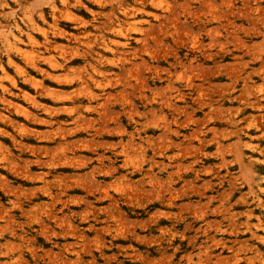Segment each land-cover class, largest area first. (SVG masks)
Returning <instances> with one entry per match:
<instances>
[{
	"label": "rangeland",
	"instance_id": "obj_1",
	"mask_svg": "<svg viewBox=\"0 0 264 264\" xmlns=\"http://www.w3.org/2000/svg\"><path fill=\"white\" fill-rule=\"evenodd\" d=\"M0 25V264H264V0H0Z\"/></svg>",
	"mask_w": 264,
	"mask_h": 264
},
{
	"label": "bare ground",
	"instance_id": "obj_2",
	"mask_svg": "<svg viewBox=\"0 0 264 264\" xmlns=\"http://www.w3.org/2000/svg\"><path fill=\"white\" fill-rule=\"evenodd\" d=\"M65 1V0H64ZM126 1V0H125ZM19 3V2H18ZM53 8H54V5L52 6ZM84 7H86V6H84ZM41 15H42V13H41ZM13 25H14V28L18 31V32H23L22 30H23V27H22V25L19 23V21L18 20H14L13 21ZM5 25V24H4ZM3 25V26H4ZM36 25V24H35ZM1 26V25H0ZM9 26V25H8ZM2 29V28H1ZM62 33V32H61ZM25 35V34H24ZM17 37V35H13V37ZM12 36H10V34L9 33H5V37H4V40H3V42H4V45L6 46V49L8 50L9 48H11L12 46H13V44H14V42L11 40V38H13ZM30 38V37H29ZM14 39V38H13ZM31 39H32V37H31ZM137 39V38H136ZM33 40V39H32ZM35 41V40H34ZM36 42V41H35ZM128 42V41H127ZM55 46V45H54ZM54 46H52L53 48H54ZM99 46V45H98ZM105 46V45H104ZM107 46V45H106ZM109 46V45H108ZM146 46V50H147V52L149 53V54H151V52H152V46H151V44H147V45H145ZM108 48V47H107ZM143 48V47H142ZM141 48V49H142ZM104 49V48H103ZM141 49H140V51H141ZM144 49V48H143ZM21 50V49H20ZM93 50V49H92ZM19 51V50H18ZM110 51V50H109ZM112 51V50H111ZM145 51V50H144ZM8 52V51H7ZM139 52V51H138ZM142 52H143V50H142ZM94 53V52H93ZM96 53V52H95ZM99 54V53H98ZM93 55H90V58H89V61H91V62H94L95 61V59L97 58H94L93 59V57H92ZM154 58V57H153ZM7 59V58H6ZM31 60V59H30ZM33 60V59H32ZM141 61H142V59H141ZM90 62V63H91ZM50 63V62H49ZM56 63V62H55ZM30 66H31V69L34 71V72H37V73H41V74H43V75H45L46 73H47V71L41 66V65H39L37 62H34V61H31L30 62V64H29ZM136 66V64L135 63H131V68H133V67H135ZM138 66V65H137ZM146 66H147V69H148V71H150V72H152L153 71V68H154V65H153V63H151V62H146ZM0 68H1V70L2 69H4L3 68V64H2V62L0 61ZM54 68V67H53ZM137 68V67H136ZM133 71H134V69H132ZM131 69L129 70V68L127 67V66H121V67H119V69L117 70V69H114L113 67H108V68H105V67H97V68H95V72L96 73H98V74H104V75H116L117 77H121L123 74H125V71H126V73L127 72H131L132 71ZM146 70V69H145ZM144 70V71H145ZM156 70V69H155ZM117 71V72H116ZM157 72V71H156ZM22 73V72H21ZM135 73V72H134ZM49 74H51V73H49ZM57 74H59V73H57ZM57 74H55V75H57ZM137 74V72L135 73V75ZM55 75H53L51 78H52V80H55V81H58L59 79H58V77H56ZM63 75V74H62ZM127 75H129V74H127ZM133 75V74H132ZM55 76V77H54ZM115 76V77H116ZM152 76V75H151ZM150 76V77H151ZM82 77V76H81ZM113 77V76H112ZM83 78V77H82ZM82 78H80V79H82ZM109 78V77H108ZM135 78V77H134ZM105 79H107L106 77H105ZM143 79V78H142ZM82 80H84L85 81V83L87 82V80L84 78V79H82ZM115 80H117V79H115ZM22 81L25 83V84H28V85H32V84H34V86L35 85H37V84H35L36 82H35V80H34V76H32V74H31V72H29V71H25L24 70V72H23V76H22ZM63 81V80H62ZM67 81V80H66ZM108 81V80H107ZM118 81V80H117ZM35 82V83H34ZM83 82V81H82ZM37 83H38V81H37ZM64 83H67V82H64ZM122 83V82H121ZM139 83V82H138ZM140 84V83H139ZM39 85V84H38ZM83 84H81L80 86H82ZM98 85H99V83H98ZM104 85V84H103ZM123 85V84H122ZM128 85V84H127ZM84 86V85H83ZM128 87L130 88V85H128ZM43 88V87H42ZM44 88H46V87H44ZM48 88V87H47ZM82 88V87H81ZM120 88V85H119V83L115 86V88L113 87L111 90H109V91H107V90H105V89H101L102 90V92L100 93V94H97L96 96L97 97H99V98H101L102 100H108L111 96H112V93H113V91H115V92H120L121 91V89H122V87H121V89H119ZM124 88V87H123ZM40 89V88H39ZM3 90L7 93V92H9L10 94H12L13 95V91H11L10 89H7V88H3ZM51 91V90H50ZM85 91V90H84ZM49 93V92H48ZM87 93V92H86ZM84 94H85V92H84ZM83 94V95H84ZM114 94V93H113ZM50 95V94H49ZM87 95V94H86ZM95 95H94V93H90L89 95H87V98H88V100H90L91 98H93ZM112 97H114V96H112ZM96 98V97H95ZM5 101V100H4ZM75 101H77V98H75ZM101 101V100H100ZM6 102V101H5ZM117 102V101H116ZM258 102V101H257ZM254 103H252V105H253ZM258 105V104H257ZM91 106V105H90ZM99 106V105H98ZM256 106V105H255ZM106 108V107H105ZM260 108V107H259ZM88 109V108H87ZM97 110V109H96ZM98 111V110H97ZM99 111H102V108L99 110ZM46 112V111H45ZM48 112V111H47ZM98 114L99 115H101V112H98ZM1 115V114H0ZM80 113H79V118H80ZM35 117V116H34ZM75 118V117H74ZM105 118V117H104ZM89 119L90 120H93V118L92 117H88V116H84V118H82V120H84V122L83 123H86L87 121H89ZM79 119H77V121H78ZM80 120H81V118H80ZM79 120V121H80ZM49 121V120H48ZM47 121V122H48ZM94 121V120H93ZM101 121H102V119H101ZM46 123V122H45ZM75 123V122H74ZM76 124V123H75ZM79 124H81V123H79ZM89 124V123H88ZM82 125V124H81ZM85 125H87V123L85 124ZM116 125V124H115ZM77 126V125H76ZM84 126V125H83ZM118 126H120V125H118ZM117 125H116V127H114L115 129H113V132H115V135H120L121 134V131H122V129L120 130V128H122V127H118ZM77 127H79V126H77ZM95 127V126H94ZM98 127V126H97ZM110 127V126H109ZM84 128V127H83ZM82 128V129H83ZM104 128V127H103ZM106 128V127H105ZM93 129V128H92ZM95 129V128H94ZM98 129V128H97ZM107 129V128H106ZM101 130H102V128H101ZM34 132V131H33ZM87 133V132H86ZM103 133V132H102ZM109 133V132H108ZM107 133V134H108ZM245 134V133H244ZM264 134V133H263ZM35 137V136H34ZM250 137H251V135H250ZM252 138V137H251ZM13 140H15V139H13ZM64 141H66V140H64ZM92 142V141H91ZM101 142V141H100ZM93 143V142H92ZM101 144V143H100ZM59 145H61L62 146V143L61 144H59ZM64 145V144H63ZM87 145V144H86ZM61 146H59V148L61 147ZM250 146V145H249ZM93 147V146H92ZM55 148V147H54ZM54 150V149H53ZM94 152V151H93ZM55 154V153H54ZM50 157V156H49ZM49 157H48V159H49ZM57 157V156H56ZM105 157V154H99L98 155V159H103ZM58 158V157H57ZM56 158V159H57ZM65 158V157H64ZM63 158V159H64ZM34 159V158H33ZM52 159V158H51ZM54 159V158H53ZM55 159V160H56ZM32 160V159H31ZM47 160V159H46ZM60 160V159H59ZM70 160V159H69ZM68 160V161H69ZM72 160V159H71ZM30 161V160H29ZM36 161V160H35ZM77 161V160H76ZM75 161V162H76ZM82 161V160H81ZM96 161H97V159H96ZM260 161V160H259ZM263 161V160H262ZM51 162V161H50ZM56 162V161H55ZM72 162V161H71ZM99 162V161H98ZM30 163V162H29ZM34 163H36V162H34ZM47 163H48V161H47ZM53 163V162H52ZM58 163V162H57ZM77 163H78V161H77ZM82 163V162H81ZM42 164H43V162H42ZM45 164V163H44ZM63 164V163H62ZM48 165V164H47ZM59 165V164H58ZM68 166L70 165V164H67ZM64 166H65V164H64ZM54 167V166H53ZM113 167V166H112ZM100 168V167H99ZM24 171H27V170H24ZM101 171V170H100ZM15 172V171H14ZM103 172V171H102ZM107 172V171H106ZM109 172V171H108ZM17 173H20V172H17ZM41 173V172H40ZM39 173V175H41L42 176V173L40 174ZM48 173V172H47ZM104 173V172H103ZM21 174H24V173H22L21 172ZM20 174V175H21ZM44 175V174H43ZM22 176H24V175H22ZM26 176V178H29V179H33L34 178V180H37V179H35V178H37V177H33L34 175H33V173L31 172H28V176H27V174L25 175ZM25 176H24V178H25ZM40 176V177H41ZM18 177V176H17ZM25 178V179H26ZM45 179V178H44ZM264 181V179L260 176V182L257 184V189L259 190V191H257V192H261V193H264V186L262 185V182ZM75 185V184H74ZM88 185V184H87ZM80 186V185H79ZM82 186V185H81ZM8 187V186H7ZM85 187V186H84ZM9 188V187H8ZM14 188V187H13ZM13 188H12V190H13ZM86 188H88V187H86ZM85 188V189H86ZM6 189V188H5ZM18 189V188H17ZM87 190V189H86ZM89 190H91V189H89ZM5 191V193L6 194H8V193H10V191H11V189L9 188V189H6V190H4ZM18 191V190H17ZM50 192V191H49ZM256 193V192H255ZM13 194V193H12ZM16 194V193H15ZM49 195V194H48ZM259 193H256L255 194V197H256V199L254 200L255 201V203H257V204H259V206H261V208L262 207H264V201H262L260 198H259ZM254 199V198H253ZM169 203V202H168ZM171 204L173 205L174 204V202H170V206H171ZM140 205H144V203H142V204H140ZM19 206V205H18ZM252 207L253 206H251L248 210H247V212H245L246 213V215L248 216V218L251 216V215H254V210L252 209ZM18 208V207H17ZM21 208H22V205H21ZM157 213V212H156ZM56 216V215H55ZM169 216V215H168ZM169 218H170V216H169ZM249 226V225H248ZM249 230H250V228H249ZM253 233V232H252ZM253 235V234H252ZM256 235V234H255ZM258 235V234H257ZM256 240V239H255ZM264 243V242H263ZM5 252V251H4Z\"/></svg>",
	"mask_w": 264,
	"mask_h": 264
}]
</instances>
